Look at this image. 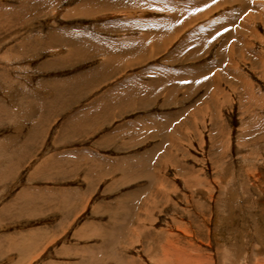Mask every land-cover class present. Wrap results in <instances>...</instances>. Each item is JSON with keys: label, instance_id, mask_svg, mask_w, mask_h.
<instances>
[{"label": "rangeland", "instance_id": "1", "mask_svg": "<svg viewBox=\"0 0 264 264\" xmlns=\"http://www.w3.org/2000/svg\"><path fill=\"white\" fill-rule=\"evenodd\" d=\"M0 264H264V0H0Z\"/></svg>", "mask_w": 264, "mask_h": 264}, {"label": "crops", "instance_id": "2", "mask_svg": "<svg viewBox=\"0 0 264 264\" xmlns=\"http://www.w3.org/2000/svg\"><path fill=\"white\" fill-rule=\"evenodd\" d=\"M142 41V40H141ZM124 58H126V56L125 57H123V58H120L119 59V61H121L122 59H124ZM116 61V58L114 57V59H112V60H110L109 61V63H113V62H115ZM118 61V62H119ZM98 69H99V67H98ZM106 71V70H105ZM93 72V71H92ZM95 72H96V70H95ZM127 87H126V90L127 91H129L127 94H126V92H124V96H125V99H127V100H129L130 99V97L129 98H127L129 95H130V93H136V94H138L137 96H141V94L142 93H144L143 92V89H141L142 88V85L141 84H143V83H139L138 82V80H134V79H128L127 80ZM134 83L135 84H137L139 87H137V86H135L134 85ZM133 89H136L137 91H134ZM123 93V92H122ZM106 96H104L103 98H106L107 96H108V94H105ZM132 95V94H131ZM122 96V95H121ZM135 97V96H134ZM134 97H132L133 99H134ZM142 98V97H141Z\"/></svg>", "mask_w": 264, "mask_h": 264}, {"label": "bare ground", "instance_id": "3", "mask_svg": "<svg viewBox=\"0 0 264 264\" xmlns=\"http://www.w3.org/2000/svg\"><path fill=\"white\" fill-rule=\"evenodd\" d=\"M25 5V2L23 3ZM134 91H137L136 89H134Z\"/></svg>", "mask_w": 264, "mask_h": 264}]
</instances>
